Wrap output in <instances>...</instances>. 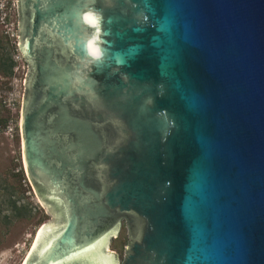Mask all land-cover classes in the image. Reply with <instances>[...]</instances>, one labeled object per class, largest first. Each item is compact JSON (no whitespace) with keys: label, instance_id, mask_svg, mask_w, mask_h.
<instances>
[{"label":"water","instance_id":"1","mask_svg":"<svg viewBox=\"0 0 264 264\" xmlns=\"http://www.w3.org/2000/svg\"><path fill=\"white\" fill-rule=\"evenodd\" d=\"M19 2L23 264H264V0Z\"/></svg>","mask_w":264,"mask_h":264},{"label":"rangeland","instance_id":"2","mask_svg":"<svg viewBox=\"0 0 264 264\" xmlns=\"http://www.w3.org/2000/svg\"><path fill=\"white\" fill-rule=\"evenodd\" d=\"M11 12L13 14L14 10ZM17 40V38L9 37L5 34L4 27L0 23V52L3 50L8 55H19L18 58L22 65L18 72L14 71L9 76L12 77L11 79L0 76V127L7 123L8 117L16 116L15 112L7 108V103L4 100L8 99L11 92L20 97H23L24 94L23 78H25L28 63L16 51ZM16 65L17 63H15ZM15 77L19 78V81H14ZM19 172H22L26 179L25 185L28 184L27 192L21 195V202L30 203L33 208L32 218L19 220L11 226L0 225V264H20L23 262L36 230L45 220L51 219V214H48L40 203L26 173L23 160L22 136L18 131V134L16 133L12 137L11 135H6L0 129V175L10 177L12 174ZM129 241V228L126 219H123L117 236L111 237L108 242L112 252L118 255L119 264H123L125 260V246L129 244Z\"/></svg>","mask_w":264,"mask_h":264},{"label":"trees","instance_id":"3","mask_svg":"<svg viewBox=\"0 0 264 264\" xmlns=\"http://www.w3.org/2000/svg\"><path fill=\"white\" fill-rule=\"evenodd\" d=\"M5 51L0 52V76L11 79L14 73V56ZM22 172L14 173L10 177L0 175V225L11 226L17 221L32 218V206L29 202H21V195L25 194L28 184Z\"/></svg>","mask_w":264,"mask_h":264},{"label":"built area","instance_id":"4","mask_svg":"<svg viewBox=\"0 0 264 264\" xmlns=\"http://www.w3.org/2000/svg\"><path fill=\"white\" fill-rule=\"evenodd\" d=\"M9 6L10 9H9ZM12 10H14V13L12 14ZM18 7H17V0H0V23L4 27V32L9 37L13 36L14 38H17L16 41V51L19 52L21 58L25 60L23 57L20 48H19V37H18ZM19 55L14 56V60L17 63V65L14 67V71L18 72L19 68L22 66L20 64ZM26 61V60H25ZM19 81V78L15 77L14 81ZM24 80V78H23ZM24 86V81H23ZM5 103H7V108H9L12 112L16 113L15 115H12L7 118V123L0 127L1 130L6 135H11L12 137L17 133L18 131L21 135V126H20V118H21V110H22V104H23V97L16 96L14 92H11L8 96L7 100H4ZM22 136V135H21Z\"/></svg>","mask_w":264,"mask_h":264},{"label":"flooded vegetation","instance_id":"5","mask_svg":"<svg viewBox=\"0 0 264 264\" xmlns=\"http://www.w3.org/2000/svg\"><path fill=\"white\" fill-rule=\"evenodd\" d=\"M19 1L20 0H18V5H19V16H18L19 36L18 37H19V40H20V38H21V26H22V22H23V15H22V12H21L20 2ZM27 62L29 63V66H30V70H29V72L27 74V77H28L29 73H31V71H32V63L29 60H27ZM25 92H27V79H26V84H25ZM25 96H26V93H25Z\"/></svg>","mask_w":264,"mask_h":264},{"label":"bare ground","instance_id":"6","mask_svg":"<svg viewBox=\"0 0 264 264\" xmlns=\"http://www.w3.org/2000/svg\"><path fill=\"white\" fill-rule=\"evenodd\" d=\"M41 225H42V224H41ZM41 225H40V226H41ZM40 226H39V228H40ZM39 228L36 230V232H35V234H34V237H33V240H32V242H31V245H30V247L28 248V250L26 251V254H25V257H24L23 260H25L27 254H28V252H29V250H30V248H31V246H32V244H33V242H34V240H35V237H36V235H37V232H38ZM111 237H113V236H111ZM105 252H112V250L109 248V249H106ZM23 262H24V261H23ZM23 262H21L20 264H23Z\"/></svg>","mask_w":264,"mask_h":264},{"label":"snow or ice","instance_id":"7","mask_svg":"<svg viewBox=\"0 0 264 264\" xmlns=\"http://www.w3.org/2000/svg\"><path fill=\"white\" fill-rule=\"evenodd\" d=\"M86 19H88L91 23H95V17L92 15L87 16Z\"/></svg>","mask_w":264,"mask_h":264},{"label":"clouds","instance_id":"8","mask_svg":"<svg viewBox=\"0 0 264 264\" xmlns=\"http://www.w3.org/2000/svg\"><path fill=\"white\" fill-rule=\"evenodd\" d=\"M96 54H97L96 52H94V51L92 52V55H96Z\"/></svg>","mask_w":264,"mask_h":264}]
</instances>
